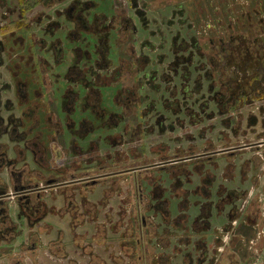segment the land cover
Masks as SVG:
<instances>
[{
  "label": "flooded vegetation",
  "instance_id": "obj_1",
  "mask_svg": "<svg viewBox=\"0 0 264 264\" xmlns=\"http://www.w3.org/2000/svg\"><path fill=\"white\" fill-rule=\"evenodd\" d=\"M147 7L0 0V264L132 256L166 215L199 208L189 198L207 195L224 163L260 158L261 9L226 21L198 1L169 16ZM196 251L189 264L214 263ZM143 254L154 256L138 252V264Z\"/></svg>",
  "mask_w": 264,
  "mask_h": 264
},
{
  "label": "crops",
  "instance_id": "obj_2",
  "mask_svg": "<svg viewBox=\"0 0 264 264\" xmlns=\"http://www.w3.org/2000/svg\"><path fill=\"white\" fill-rule=\"evenodd\" d=\"M195 1L206 8L216 5H210L216 0ZM235 1L259 7L264 17V0ZM259 155L260 158L255 153H247L245 159L224 163L217 178L209 185V193L200 192L198 196L189 198L192 203L198 201L199 208L188 209L183 205L181 209L173 210L169 216H165L168 220L166 229H160L151 244H133V248H136L134 254L156 253L159 255L156 264H183L185 257L189 264L190 258L186 253L194 249L192 254L197 255L198 247V254L201 248L209 251V256L214 258L213 264H251L252 260L258 258V251L264 248V207L261 208L259 203L264 201V148ZM224 182L231 190L229 197L217 194V186ZM199 184H205L202 178ZM243 191L245 194L241 199ZM183 203L187 204L186 200L183 199ZM204 205L205 211L202 208ZM238 205L242 207L240 211L236 209ZM121 233L119 230L116 236L119 238ZM116 255L118 259L108 258L106 264H123V251L118 250ZM146 258L143 254L144 263L153 264L156 257L151 254L149 259Z\"/></svg>",
  "mask_w": 264,
  "mask_h": 264
},
{
  "label": "rangeland",
  "instance_id": "obj_3",
  "mask_svg": "<svg viewBox=\"0 0 264 264\" xmlns=\"http://www.w3.org/2000/svg\"><path fill=\"white\" fill-rule=\"evenodd\" d=\"M145 1L148 2L147 8L149 10V15L150 16H157V17L161 16V15L169 16L170 15V9L172 8L171 6L174 2H183L184 1L185 4L188 5L189 7H191V4L193 2V0H145ZM214 4H216L215 7L210 6L209 10L205 9L204 14H206V15L211 14L210 16L214 17L215 19L220 17L226 21L234 20L237 17H241V15L244 14V11L252 9V6L244 5L241 1H235V0L234 1H228V2L225 0H216L215 3L211 2L210 5H214ZM207 10H208V12H207ZM250 193H252V192H250ZM262 196H264V195H262ZM259 203L262 206L261 208H263L264 207V201H263V203L261 201ZM245 204H247V203H245ZM44 240H46V236L44 237ZM44 245L47 246V242H44ZM118 250L123 251V253L125 255L124 264H130L131 261L137 260L135 254L128 257V255L126 253V249H124V248H116L115 250L113 249V251L115 253ZM154 254L155 255L153 257H156V258H154L153 264H156L157 257L159 255H157L156 253H154ZM43 255L45 257V263H47V264L50 263L51 259L49 258L48 252L43 254ZM256 255L258 258L256 260H252L251 264H264V248L262 249V251H258V253ZM183 264H188L185 257L183 259Z\"/></svg>",
  "mask_w": 264,
  "mask_h": 264
}]
</instances>
